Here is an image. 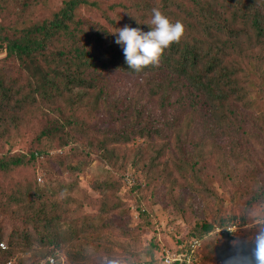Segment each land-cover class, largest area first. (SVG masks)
I'll return each mask as SVG.
<instances>
[{"label": "trees", "instance_id": "1", "mask_svg": "<svg viewBox=\"0 0 264 264\" xmlns=\"http://www.w3.org/2000/svg\"><path fill=\"white\" fill-rule=\"evenodd\" d=\"M36 1L0 0V54H5L0 58V149L7 146L0 156V174L31 166L50 150L72 145L76 146L75 154L58 150L55 155L58 166L69 175L82 172L92 151L106 166L122 172L126 146L142 139L148 150L145 161L141 152L133 161L143 162L139 166L143 175H150L153 189L149 205L159 203L183 215H196L202 197H198L197 167L189 156L193 147L204 141L216 145L220 136L225 138L218 144L221 147L230 146L234 139L255 138L260 142L264 138V115L252 121L253 116L238 111V105L250 109V103L240 81L244 79L237 58L242 50H235L234 45L241 41L254 47L258 60L253 66L254 77L264 83V0H133L127 5L110 4V11L118 6L125 10L127 26L145 32L150 30L146 23L153 8L171 22L184 25L180 42L164 50L159 66L141 72L128 68L122 47L115 43L118 33L112 34L122 26L106 16L101 1L62 0L47 17L32 22L31 8ZM40 2L46 4L47 0ZM83 9L99 13L112 24L110 29L82 22L79 17ZM5 14L14 18L5 28L8 34L3 33ZM232 99L234 107L228 106ZM25 131H35L34 140L40 148L11 154L14 141ZM223 172L217 171L219 175ZM113 179L109 175L96 189L113 191L117 183ZM262 196L260 190L257 197ZM68 203L50 200L38 189L35 178L29 184L16 182L6 195L0 191V213L18 222L6 235L0 227V243L5 246L0 249V264H14L12 251L18 247L30 250L33 242L39 250L27 256L25 264H50L49 258L53 264H61L56 254L59 242L65 241L56 228L63 219L60 212L75 214L81 207L79 203L71 209ZM238 217L219 224L216 220H197L193 236L178 250L187 259L170 264H194L204 252V240L229 235L221 230ZM67 219L61 221L71 245L79 239L110 243L109 223L81 214ZM239 220L236 233L246 229V220ZM193 240L200 246L192 250ZM65 253L69 264L98 262L99 250L81 244ZM148 255L135 264L163 262V258H152L151 252Z\"/></svg>", "mask_w": 264, "mask_h": 264}, {"label": "rangeland", "instance_id": "2", "mask_svg": "<svg viewBox=\"0 0 264 264\" xmlns=\"http://www.w3.org/2000/svg\"><path fill=\"white\" fill-rule=\"evenodd\" d=\"M40 1H36L31 8L32 22L47 17L62 2V0H47L46 4H41ZM98 1L104 4L102 9L105 10L106 16L115 18L116 26L126 25L125 10L118 6L114 11H110L107 6L120 2L127 5L133 0ZM130 12L134 14L135 10L131 9ZM79 18L93 27L103 25L106 29H110L112 25L96 11L83 9L80 11ZM13 21L12 15L5 14L2 19L4 34H8L5 28L11 26ZM234 45L235 50L238 48L242 50L239 51L237 58L241 64V77L244 79L240 81L241 87L249 97L247 103H250V109L242 104L238 105V111L244 116H253L252 121H254L257 117L264 115V83L254 77L256 70L253 66L258 63L255 59L257 53L252 51L254 47H247L241 41H235ZM4 55L1 53L0 58ZM231 104V107H234L233 99L228 101V106ZM25 132L21 139L14 141L11 154L27 153L40 148L34 140L35 131ZM220 140L223 142L225 138L221 139L220 136L216 145L204 141L190 151L189 156L197 167L199 186L197 190L198 193L201 192L198 197H202L201 207L197 209L196 215H191L189 212L183 215L176 209L159 203L149 205L153 189L149 181L150 175L148 173L147 177L143 175L139 167L143 162L138 161L134 164L133 161V156L140 152L142 161H145L143 157L148 150L142 139H134L126 146L127 157L122 172L114 171L106 166L98 158L97 153L92 151L88 157V164L82 172L69 175L58 166L55 155L58 150L62 153L69 150L75 154L77 149L72 145L63 149L50 150L47 155L39 158L31 166L16 169L7 175L0 174V191L6 195L16 182L29 184L33 183L35 178L38 189L45 192L50 200H55L59 204H64V200H67L69 201L67 205L71 209L81 203L80 209L75 214L64 215L60 212L63 219H72L76 214H81L91 220L97 219L102 224L109 223L110 243L79 239L71 245L61 219L56 227L57 232H62L65 240L59 242V248L56 250L61 264H69L65 252L72 250L76 244L77 246L81 244L87 249L99 250L98 262L89 264H135L148 259L149 252L156 260L167 255L177 258L178 255L182 261L187 258L178 250L183 249L186 242L193 236L197 220L208 222L216 220V224H219L218 221L226 222L235 216L246 220L247 224L243 226L246 229L236 233L237 228L235 232L229 234L232 236L219 234L204 240V252L194 264H245L246 258L252 255L253 242L259 230L256 224L257 215H264V196L257 197L260 190L264 192V138H260V142H257L255 138L248 141L234 139L230 142L231 145L226 147L218 146ZM6 148L5 145L0 149V156ZM218 170L224 171L223 174L219 175ZM109 175L114 178L113 180L117 179L115 189L113 191L96 189L97 184L109 179ZM205 182L206 184L200 187V184ZM67 185L73 190H68L65 187ZM239 217L236 219L239 220ZM13 224H18L15 218L0 213V227L4 235ZM121 233L126 236L122 237ZM30 247V250L22 247L13 250L11 255L13 263L25 264L29 255L39 250L35 242ZM205 254H207L206 259ZM223 255L225 258H222Z\"/></svg>", "mask_w": 264, "mask_h": 264}, {"label": "clouds", "instance_id": "3", "mask_svg": "<svg viewBox=\"0 0 264 264\" xmlns=\"http://www.w3.org/2000/svg\"><path fill=\"white\" fill-rule=\"evenodd\" d=\"M139 24V21H137ZM150 30L125 25L112 34H117L115 43L123 49L128 68L141 72L149 66H159L164 50L173 43H179L184 35V25L171 22L159 9H152V17L146 23ZM256 224L259 230L255 236L252 255L246 258L245 264H264V215L258 214Z\"/></svg>", "mask_w": 264, "mask_h": 264}, {"label": "built area", "instance_id": "4", "mask_svg": "<svg viewBox=\"0 0 264 264\" xmlns=\"http://www.w3.org/2000/svg\"><path fill=\"white\" fill-rule=\"evenodd\" d=\"M240 224H241L240 220H237L234 224H231V225L227 226L226 228H223L221 231L224 233L225 232L233 233L236 231L237 227L240 226ZM199 246H200V243L198 240H193L192 242H190V249H192V250L198 248ZM0 249H5V246L3 243H0ZM180 259H182V258H180L178 255H177V258H175L174 256H168L167 255L163 258V262L161 264H170L173 261H180ZM48 262L50 264H53L54 260L52 258H49ZM7 264H10V262H8Z\"/></svg>", "mask_w": 264, "mask_h": 264}]
</instances>
